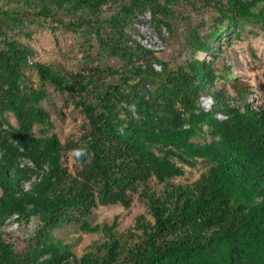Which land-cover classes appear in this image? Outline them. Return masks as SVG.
<instances>
[{
	"label": "trees",
	"instance_id": "obj_1",
	"mask_svg": "<svg viewBox=\"0 0 264 264\" xmlns=\"http://www.w3.org/2000/svg\"><path fill=\"white\" fill-rule=\"evenodd\" d=\"M176 2L0 0V264H264V93L229 95L213 60L197 57L247 23L264 29V0H205L212 27L188 30L189 57L173 68L136 39L135 24L149 13L164 38ZM46 33L77 37L76 66L41 53ZM51 88L84 114L75 141L48 131ZM198 164L196 179L175 181ZM137 192L147 214L134 228L119 231L117 216L90 222L98 206L129 208ZM11 217L36 227L16 236L4 229ZM73 226L99 235L80 255L60 235Z\"/></svg>",
	"mask_w": 264,
	"mask_h": 264
},
{
	"label": "rangeland",
	"instance_id": "obj_2",
	"mask_svg": "<svg viewBox=\"0 0 264 264\" xmlns=\"http://www.w3.org/2000/svg\"><path fill=\"white\" fill-rule=\"evenodd\" d=\"M197 8H193L188 0H177L172 7V26L173 33H169L165 25L161 31L164 38L158 36L154 25L149 20V13L140 16L141 21L135 24L136 39L146 47L153 49L158 58L167 61L171 67L176 68L189 57V49L185 46V37L191 28H196L201 34L210 31L214 22L215 12L210 6H202L205 0H192ZM59 43L55 37L46 33L40 37L35 45L40 46V50L49 58L54 57L70 67L76 66L71 59L74 54L81 56L83 46L74 34L69 36L59 35ZM222 41V50H214L210 54L198 53L201 59H211L220 78L216 85L218 88L227 90L231 96H236L237 90L242 86H248L251 90L264 93V29L260 26L247 23L239 37L225 33ZM95 55V53H94ZM75 61V60H74ZM156 68L160 64L155 63ZM35 77V76H34ZM36 78V77H35ZM50 98L43 102L44 108L49 112L53 126L49 132H55L61 141L67 142L77 140L84 128V114L74 105L73 96L69 93L61 94L50 89ZM202 104L209 108L213 101L209 96L201 98ZM8 121L16 125L13 115L8 114ZM8 124L4 127L7 128ZM39 134L40 126L34 128ZM64 165L69 171L75 173L78 165L74 154H66L63 158ZM203 166L198 164L196 167L185 166L186 172L183 176L175 178L176 182H190L196 179ZM147 214V208L139 197V193H134L133 202L129 208L120 204L100 205L94 209L90 216V222L95 224H111L114 218L118 217L117 229L125 231L135 226L137 215ZM4 226L7 232L16 236L28 237L36 227L35 220L28 225L18 223L11 217ZM66 242L72 243V249L78 255L82 254L98 237V234H91L81 231L77 226L68 227L60 232Z\"/></svg>",
	"mask_w": 264,
	"mask_h": 264
}]
</instances>
